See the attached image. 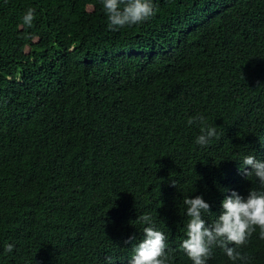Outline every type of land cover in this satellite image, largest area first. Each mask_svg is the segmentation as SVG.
Here are the masks:
<instances>
[{"label": "trees", "instance_id": "1", "mask_svg": "<svg viewBox=\"0 0 264 264\" xmlns=\"http://www.w3.org/2000/svg\"><path fill=\"white\" fill-rule=\"evenodd\" d=\"M153 4L112 31L100 0H0V264H127L143 212L191 264L183 196L211 222L258 186L239 160L264 159V0ZM195 115L218 129L205 148ZM258 233L249 264H264ZM208 264L231 262L214 246Z\"/></svg>", "mask_w": 264, "mask_h": 264}, {"label": "clouds", "instance_id": "2", "mask_svg": "<svg viewBox=\"0 0 264 264\" xmlns=\"http://www.w3.org/2000/svg\"><path fill=\"white\" fill-rule=\"evenodd\" d=\"M107 20V28L117 31L148 20L154 15L153 0H100ZM35 9L29 7L22 14V23L30 26ZM187 123L199 124V133L194 143L200 148L208 146L219 135L217 126L209 124L202 115L189 116ZM250 166V167H248ZM239 170L245 177H254L257 187H251L246 195L232 189L224 195L219 212L211 222L204 214L212 212V205L203 195L183 196L182 202L187 221L185 237L178 248L186 254L191 264H208L213 247L222 249L231 264H249V258L239 249L247 238L259 228V238L264 239V159L254 154H245L239 160ZM175 185V181L172 182ZM225 189V193L228 192ZM137 220L143 225V238L134 245L127 264H172L173 249L168 247L163 231L155 227L151 213L143 212ZM134 236L128 237L133 240ZM15 245L5 243L3 253L12 252Z\"/></svg>", "mask_w": 264, "mask_h": 264}]
</instances>
